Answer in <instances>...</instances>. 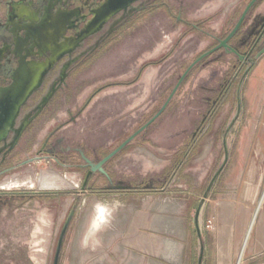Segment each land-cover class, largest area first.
I'll list each match as a JSON object with an SVG mask.
<instances>
[{
    "label": "rangeland",
    "instance_id": "374dc122",
    "mask_svg": "<svg viewBox=\"0 0 264 264\" xmlns=\"http://www.w3.org/2000/svg\"><path fill=\"white\" fill-rule=\"evenodd\" d=\"M239 2L205 1V12L213 8L220 12L211 25L218 31L223 30L228 10ZM143 34L142 27L130 29L113 52L134 49V40ZM207 45L204 41L199 48ZM166 47L158 46L153 52L148 50L139 59L132 54L130 60L124 61L121 76L107 74L109 60L94 64L78 81L75 96L62 97L54 116L38 129L29 144V152L37 153L41 142L53 129L57 131L56 137L63 140L61 148L81 145L92 150L97 144L114 146L122 135L150 115L146 110L148 98L134 100L132 92L140 93L152 87L153 75L163 71L165 66L160 68L146 62L165 52ZM248 66L197 67L193 71L195 79L186 82L183 93L175 98L177 102L167 114L170 118L168 128L177 131L175 138L159 145L136 144L125 157L111 164L114 180L122 178L121 169H124L125 179L137 183L153 179L157 185L164 186L162 191L105 195L82 188L80 172L55 168L50 161L38 159L17 169L15 172L20 173L14 175L23 176L31 170L55 168L74 188L0 190V264H54L60 234H63V242L58 264H197L200 241L210 245L204 253L215 252L216 235L223 220H243L240 231L247 234L248 225L244 223L261 219L264 195V127L261 125L264 98L257 68L241 85L240 112L226 137L228 160L198 214L202 239L197 236L194 215L200 198L223 162V135L236 112L239 81ZM140 71L146 78L141 88L136 85L122 88L121 81L135 83L133 75ZM225 87V92H219ZM203 96L210 100L217 97L218 101L204 124L208 125L207 130L204 131L203 125L193 137L192 132L207 109L201 104ZM180 101L184 103L182 107ZM69 113L77 115L76 123H72ZM178 125H181L179 130L176 129ZM258 140L262 143L257 144ZM66 155L62 150L61 159ZM30 177L34 175L13 177L3 186H25ZM175 184L183 187L175 188ZM186 184L190 189L186 190ZM254 184L257 191L249 199L245 190ZM232 237L225 254L233 262L234 258L241 257V252L249 254L251 248L246 246L244 239L236 241Z\"/></svg>",
    "mask_w": 264,
    "mask_h": 264
},
{
    "label": "flooded vegetation",
    "instance_id": "af4514ba",
    "mask_svg": "<svg viewBox=\"0 0 264 264\" xmlns=\"http://www.w3.org/2000/svg\"><path fill=\"white\" fill-rule=\"evenodd\" d=\"M205 1L0 0V177L6 175L0 180V190L36 187L25 183V186L8 185V188L3 184L13 177L39 173L31 170L23 176L14 175L20 173L15 172L17 169L38 159L50 161L55 168L80 172L82 188L105 195L162 191L164 186L157 185L153 179L140 183L125 179L124 169H121L122 178L114 180L111 164L125 157L136 144L159 145L175 138L177 131L168 128L170 118L167 114L177 102L175 98L183 93L186 82L195 79L193 71L197 67L248 66L264 47V0H255L252 4L253 0H240L231 10L228 6L229 14L221 31L211 25L219 10L213 8L205 12ZM141 27L144 34L134 40L135 48L128 47L135 52L130 49H127L129 52H113L127 31ZM204 41L208 45L200 49ZM158 46H167L166 51L150 58L146 64L165 66L164 70L153 75L151 88L132 92L134 100L148 98L146 110L150 115L122 135L114 146L97 144L92 150L81 145L61 148L63 140L56 137L57 131L53 129L45 136L37 153L29 152V144L38 129L59 109L62 97L75 96L78 81L94 64L109 60L107 74L121 76L124 61L130 60L132 54L139 59ZM133 76L135 83L121 81L122 88L135 85L141 88V84H145L146 78L141 71ZM225 90L226 87L219 92ZM217 101V97L213 100L202 97L201 104L207 109L192 132L193 137L207 123ZM180 102L182 107L183 101ZM69 114L72 123H76L77 115ZM180 128L178 125L176 129ZM207 128L208 125H204V131ZM62 150L67 154L64 159H61ZM55 168L47 169L58 172ZM70 184L72 187L68 188H74ZM174 187L182 188L183 185L175 184ZM184 187L188 190L191 186ZM58 240L54 264L59 261L63 234Z\"/></svg>",
    "mask_w": 264,
    "mask_h": 264
},
{
    "label": "crops",
    "instance_id": "0c3cea01",
    "mask_svg": "<svg viewBox=\"0 0 264 264\" xmlns=\"http://www.w3.org/2000/svg\"><path fill=\"white\" fill-rule=\"evenodd\" d=\"M255 68L259 69L261 82H262V98H264V54L257 60L254 66L249 71L245 82L248 79L249 75ZM253 96V93L250 94V97ZM249 99V95L247 96ZM264 112V104L262 105V110ZM262 127H264V121H262ZM254 127H257L256 125ZM261 140L257 141V144H261ZM249 188V187H248ZM257 185L251 186L248 190H245V196L249 199L256 194ZM261 219L260 220H249V222L244 223L248 225V233L240 231V226L243 224V220H223V226L220 227L216 235V246L215 252L211 255L204 253L206 247H209V244L204 242V251H203V260L202 264H264V195L262 198V210H261ZM233 236V240H245L246 246H250L251 252L249 254H242L239 259L234 258L232 260L227 258L226 249L228 241ZM204 241V240H203ZM212 258V259H211ZM227 258V259H226ZM229 259V260H228ZM210 260V261H209Z\"/></svg>",
    "mask_w": 264,
    "mask_h": 264
},
{
    "label": "water",
    "instance_id": "95a60500",
    "mask_svg": "<svg viewBox=\"0 0 264 264\" xmlns=\"http://www.w3.org/2000/svg\"><path fill=\"white\" fill-rule=\"evenodd\" d=\"M255 0H253L251 2V4L254 2ZM264 54V47L262 49H260L256 54H255V58L251 60V65L248 66L244 73L242 74L241 78H240V81H239V87H238V104H237V109H236V112L233 116V118L231 119V121L229 122L226 130H225V133L223 135V144H224V159H223V162L222 164L220 165V167L216 170V172L214 173L212 179H211V182L209 184V186L207 187L206 191L204 192L203 194V197L200 201V204L199 206L197 207L196 209V212H195V216H194V225H195V228H196V233H197V236L199 239H202L201 238V232H200V229H199V226H198V214L200 212V209H201V206L203 205V202H204V199L207 197L208 195V191L210 189V187L212 186V184L214 183V181L216 180V178L218 177V175L220 174L221 170L223 169V167L225 166L227 160H228V152H227V148H226V137H227V134L228 132L230 131L232 125L234 124L239 112H240V88H241V85L242 83L244 82L245 80V77H246V74L248 73V71L250 70V68L252 67V65L255 63V61L261 56ZM201 244H200V251H199V256H198V259H197V264H202V260H203V251H204V245L202 243V241H200Z\"/></svg>",
    "mask_w": 264,
    "mask_h": 264
},
{
    "label": "bare ground",
    "instance_id": "6f19581e",
    "mask_svg": "<svg viewBox=\"0 0 264 264\" xmlns=\"http://www.w3.org/2000/svg\"><path fill=\"white\" fill-rule=\"evenodd\" d=\"M26 185H35L39 189H60L64 187H72L70 182L66 180L64 176L56 171L50 169L41 170L39 173L34 175L33 178H29L25 181ZM98 212L100 213L101 207L98 206Z\"/></svg>",
    "mask_w": 264,
    "mask_h": 264
}]
</instances>
